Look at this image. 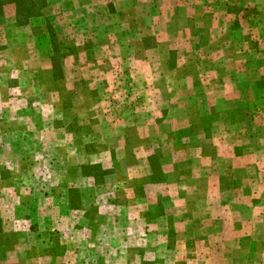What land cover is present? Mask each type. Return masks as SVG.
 I'll use <instances>...</instances> for the list:
<instances>
[{
	"label": "rangeland",
	"instance_id": "1",
	"mask_svg": "<svg viewBox=\"0 0 264 264\" xmlns=\"http://www.w3.org/2000/svg\"><path fill=\"white\" fill-rule=\"evenodd\" d=\"M5 1L0 264H264V0Z\"/></svg>",
	"mask_w": 264,
	"mask_h": 264
},
{
	"label": "trees",
	"instance_id": "2",
	"mask_svg": "<svg viewBox=\"0 0 264 264\" xmlns=\"http://www.w3.org/2000/svg\"><path fill=\"white\" fill-rule=\"evenodd\" d=\"M40 5L38 4L37 0H15L14 4L16 5V16H17V24L19 26H26L30 23V21L33 18L39 17V13H37V10L39 12L45 8L46 1L45 0H39ZM5 0H0V18L4 15L5 12ZM49 32L51 33V43L53 46V50L55 52H59V48L57 47V41L55 36V31L53 28H49Z\"/></svg>",
	"mask_w": 264,
	"mask_h": 264
}]
</instances>
